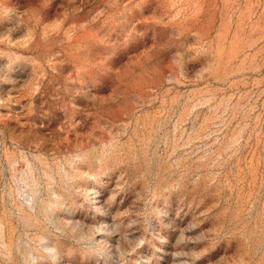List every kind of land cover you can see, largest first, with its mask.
I'll use <instances>...</instances> for the list:
<instances>
[{"label": "rangeland", "instance_id": "rangeland-1", "mask_svg": "<svg viewBox=\"0 0 264 264\" xmlns=\"http://www.w3.org/2000/svg\"><path fill=\"white\" fill-rule=\"evenodd\" d=\"M0 264H264V0H0Z\"/></svg>", "mask_w": 264, "mask_h": 264}]
</instances>
